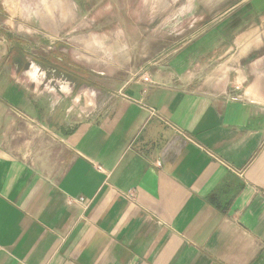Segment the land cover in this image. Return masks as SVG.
Wrapping results in <instances>:
<instances>
[{"label":"crops","instance_id":"crops-1","mask_svg":"<svg viewBox=\"0 0 264 264\" xmlns=\"http://www.w3.org/2000/svg\"><path fill=\"white\" fill-rule=\"evenodd\" d=\"M224 31L77 39L52 89L0 32V264H264V57Z\"/></svg>","mask_w":264,"mask_h":264},{"label":"rangeland","instance_id":"rangeland-1","mask_svg":"<svg viewBox=\"0 0 264 264\" xmlns=\"http://www.w3.org/2000/svg\"><path fill=\"white\" fill-rule=\"evenodd\" d=\"M52 1L0 0L1 34L12 49L23 52L20 56L26 57V70L31 67L36 70L38 80L43 78L50 89L74 83L71 82L72 71L76 74L73 67L78 63L86 66L80 60L86 53L74 50V46L77 39L92 36L110 35L120 37L122 42L126 37L127 50L135 54L141 44H135V37L139 38L140 33L143 49H149L150 35L157 34L168 40L174 37V43L168 41L166 45L177 47L202 33L201 36L218 35L231 29L239 35L254 33L256 48H259L256 55L264 57V0ZM43 10L49 15L53 13V20L50 18L43 24L38 16ZM244 51L242 49L241 53ZM37 60L42 64H35ZM84 76L92 83H102L100 78L87 73ZM33 84L35 90L42 87L37 82Z\"/></svg>","mask_w":264,"mask_h":264},{"label":"built area","instance_id":"built-area-1","mask_svg":"<svg viewBox=\"0 0 264 264\" xmlns=\"http://www.w3.org/2000/svg\"><path fill=\"white\" fill-rule=\"evenodd\" d=\"M142 81L148 82L149 80L147 77L144 76V77H142Z\"/></svg>","mask_w":264,"mask_h":264},{"label":"flooded vegetation","instance_id":"flooded-vegetation-1","mask_svg":"<svg viewBox=\"0 0 264 264\" xmlns=\"http://www.w3.org/2000/svg\"><path fill=\"white\" fill-rule=\"evenodd\" d=\"M35 64H41V63H38V62H37V63H35ZM72 81H73V80H72ZM72 81H71V82H72ZM73 84L76 86V84H75V83H73Z\"/></svg>","mask_w":264,"mask_h":264},{"label":"trees","instance_id":"trees-1","mask_svg":"<svg viewBox=\"0 0 264 264\" xmlns=\"http://www.w3.org/2000/svg\"><path fill=\"white\" fill-rule=\"evenodd\" d=\"M84 84V83H83Z\"/></svg>","mask_w":264,"mask_h":264}]
</instances>
